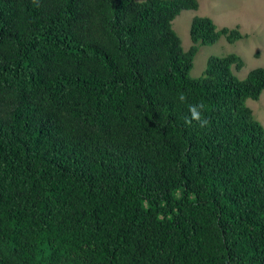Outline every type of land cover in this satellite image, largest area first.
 <instances>
[{
  "label": "trees",
  "instance_id": "16d2710c",
  "mask_svg": "<svg viewBox=\"0 0 264 264\" xmlns=\"http://www.w3.org/2000/svg\"><path fill=\"white\" fill-rule=\"evenodd\" d=\"M198 9L0 0V264H264V68L193 78L243 38L196 17L186 51Z\"/></svg>",
  "mask_w": 264,
  "mask_h": 264
},
{
  "label": "rangeland",
  "instance_id": "374dc122",
  "mask_svg": "<svg viewBox=\"0 0 264 264\" xmlns=\"http://www.w3.org/2000/svg\"><path fill=\"white\" fill-rule=\"evenodd\" d=\"M144 2L146 0H136ZM198 10H184L173 21V28L188 51L193 43L190 30L196 17L213 20L217 30H237L242 39L229 43L221 37L215 45H201L194 59L191 71L193 78L202 77L210 57L227 55L239 56L242 66H234L233 71L239 79H245L250 71L264 68V0H197ZM254 118L264 127V92L258 101L248 100Z\"/></svg>",
  "mask_w": 264,
  "mask_h": 264
},
{
  "label": "clouds",
  "instance_id": "9594fccd",
  "mask_svg": "<svg viewBox=\"0 0 264 264\" xmlns=\"http://www.w3.org/2000/svg\"><path fill=\"white\" fill-rule=\"evenodd\" d=\"M180 99L183 100V99H184V96L181 95ZM192 115H193V117L196 118L197 120L200 119V116H199V114L197 113V111H196L195 108L192 109ZM203 123H206V121H203L202 124H203Z\"/></svg>",
  "mask_w": 264,
  "mask_h": 264
}]
</instances>
